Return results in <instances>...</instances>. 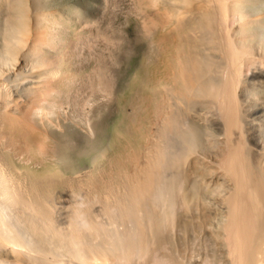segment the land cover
I'll return each mask as SVG.
<instances>
[{"label": "bare ground", "instance_id": "1", "mask_svg": "<svg viewBox=\"0 0 264 264\" xmlns=\"http://www.w3.org/2000/svg\"><path fill=\"white\" fill-rule=\"evenodd\" d=\"M250 1L137 0L146 52L105 126L108 75L74 51L94 36L76 0H0V264H184L175 230H206L226 264H264V11Z\"/></svg>", "mask_w": 264, "mask_h": 264}, {"label": "rangeland", "instance_id": "2", "mask_svg": "<svg viewBox=\"0 0 264 264\" xmlns=\"http://www.w3.org/2000/svg\"><path fill=\"white\" fill-rule=\"evenodd\" d=\"M79 1L76 0V5L82 10L79 11L82 16L84 15L82 19L89 18L88 22L93 28V34L90 33V36H94L88 37V39L87 37L80 38L74 51L78 54L81 53L80 57L86 59L83 60V63L88 67L93 66L95 62L100 63L101 74L108 75L106 79L108 89L106 92H102L98 100L100 104H98L101 111V123L111 126L120 118L119 114L127 110L130 101L128 94L130 74L140 65L141 55L146 52L148 35L145 34L143 23L145 11L137 3V0H98V2L84 0L86 5L82 7H80ZM87 3L90 7L87 6ZM91 3L96 8L94 12H92ZM256 3L259 5V11H264V0H251L248 5L251 12L255 9ZM79 48H81L80 51ZM254 87L252 85L248 89L252 91ZM77 96L83 102L82 109L86 112L88 109L91 111L89 107L93 105L95 99L92 96L87 97L84 93H79ZM251 97L253 96L250 95ZM75 107L77 108V106ZM257 110L261 111L254 115L258 128L257 134L261 140L264 139V110L261 104L253 107L254 112ZM211 131L210 137L217 138L219 134L213 129ZM87 140L90 143H95L93 136ZM247 145H249L248 141ZM206 239V230H197L194 233L175 230L171 247L178 250L179 260L184 264H226L220 248ZM5 259L12 260L11 257L0 253V263Z\"/></svg>", "mask_w": 264, "mask_h": 264}]
</instances>
